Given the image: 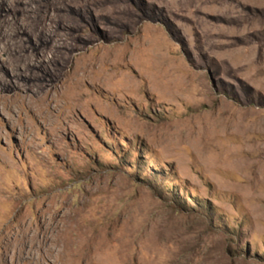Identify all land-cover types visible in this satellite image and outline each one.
I'll return each mask as SVG.
<instances>
[{
	"label": "rangeland",
	"instance_id": "rangeland-1",
	"mask_svg": "<svg viewBox=\"0 0 264 264\" xmlns=\"http://www.w3.org/2000/svg\"><path fill=\"white\" fill-rule=\"evenodd\" d=\"M0 264H264V0H0Z\"/></svg>",
	"mask_w": 264,
	"mask_h": 264
},
{
	"label": "bare ground",
	"instance_id": "bare-ground-1",
	"mask_svg": "<svg viewBox=\"0 0 264 264\" xmlns=\"http://www.w3.org/2000/svg\"><path fill=\"white\" fill-rule=\"evenodd\" d=\"M217 1V0H216ZM232 4V3H231ZM41 61L43 62V58H41ZM83 70H85L84 68H81ZM85 78V74L82 72V75L80 76L79 79H77V82L80 83L83 81V79ZM193 118V117H192ZM199 119V118H198ZM188 120V119H187ZM189 121V120H188ZM196 124V123H195ZM197 125V124H196ZM232 126V125H231ZM165 127V126H164ZM191 131V130H190ZM200 131V130H199ZM174 133V132H173ZM199 133V132H198ZM208 134V133H207ZM228 152V151H227ZM225 156V155H224ZM230 156V155H229ZM238 156V154H237ZM260 156V155H259ZM236 157V155L234 156ZM233 159V156H232ZM225 160V159H224ZM236 160V158H235ZM239 160V159H238ZM251 160V159H250ZM253 160V159H252ZM246 161V160H245ZM225 162V161H224ZM227 162V161H226ZM233 162V161H232ZM247 166V165H246ZM248 170V169H247ZM234 172V171H233ZM244 172V171H243ZM115 249L113 250V253L115 255V260L114 263L119 262V260H123L124 258L126 259L127 256H123V254H125V252H127L126 249L123 248V246H113ZM150 250V249H149ZM154 257V256H153ZM131 259V258H130ZM133 259V258H132Z\"/></svg>",
	"mask_w": 264,
	"mask_h": 264
}]
</instances>
